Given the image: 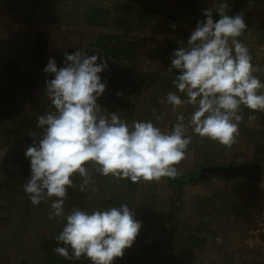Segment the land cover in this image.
Returning a JSON list of instances; mask_svg holds the SVG:
<instances>
[{
  "label": "rangeland",
  "instance_id": "374dc122",
  "mask_svg": "<svg viewBox=\"0 0 264 264\" xmlns=\"http://www.w3.org/2000/svg\"><path fill=\"white\" fill-rule=\"evenodd\" d=\"M122 1L129 4L123 24L88 25L85 14L91 4L114 12ZM235 1L227 0L228 13ZM209 7H215V0H0V71L8 61H17L22 71L32 72L34 77L29 89L17 90L12 102L16 114L0 122V264H44L49 250L45 242L54 239L62 227L60 218L48 217L50 202L33 206L23 191L30 176L24 151L37 139L31 134H42L36 121L28 123L26 118L36 120L37 115L52 110L45 81L53 77L43 71L49 57H55L59 67L65 52H100L108 68L101 73L107 89L98 102L129 123L151 119L162 129L171 130L170 121L176 113L170 105L159 102L174 91L173 74L167 71L170 57L187 44L197 21L203 19L202 10ZM241 13L248 28L240 39L261 70L255 74L264 81V0H241L237 14ZM34 30L44 32L49 48L32 64ZM99 34L137 38L140 53L127 60L106 57L92 45ZM145 83L151 86L147 88ZM249 111L244 109L240 134L231 149L193 136L186 158L178 165V178L184 174L190 177L181 185L182 191L167 178L129 185L128 181L97 176L95 193L68 189L66 211L131 204L135 218L146 222L147 231L141 236L140 229L133 245L115 264H223L230 254L242 255L241 249L248 250L252 264H263L264 113H255L257 119L249 124ZM157 116L161 119L156 120ZM256 161L262 164L258 182L212 175L205 180L197 178L201 168L214 164ZM243 214L248 215V221L255 220L254 227L251 223L242 225ZM232 221L241 228L229 226ZM190 233L203 237L202 245L188 242ZM66 264L91 262L81 258Z\"/></svg>",
  "mask_w": 264,
  "mask_h": 264
},
{
  "label": "clouds",
  "instance_id": "9594fccd",
  "mask_svg": "<svg viewBox=\"0 0 264 264\" xmlns=\"http://www.w3.org/2000/svg\"><path fill=\"white\" fill-rule=\"evenodd\" d=\"M227 8V0H215V7L203 9L187 44L170 57L174 91L159 102L176 113L171 130L151 119L129 123L98 102L107 89L101 73L108 68L100 52H65L59 67L49 57L43 71L53 77L45 81L52 110L36 117L42 134H31L37 139L24 151L30 176L23 191L33 206L50 202L49 219L60 218L52 250L58 256L115 264L142 227L125 202L66 211L68 189L95 193L97 176L132 183L175 179L194 135L231 149L244 109L250 110L249 124L255 113H264V81L255 74L261 70L240 39L248 25L242 13L229 15Z\"/></svg>",
  "mask_w": 264,
  "mask_h": 264
},
{
  "label": "trees",
  "instance_id": "16d2710c",
  "mask_svg": "<svg viewBox=\"0 0 264 264\" xmlns=\"http://www.w3.org/2000/svg\"><path fill=\"white\" fill-rule=\"evenodd\" d=\"M128 3L126 1H122L118 3L115 8L114 12L108 8L102 7L97 4H91L86 11V18L87 23L89 26H109L111 23L114 24H123L126 20V12L128 9ZM241 5V0H236L234 3V7L232 8L231 12L228 13L229 15H235L239 13ZM214 18L218 19V16H214ZM172 20V19H171ZM32 45V60L31 63L35 64V60L38 57H42L43 54L49 48V40L46 38L44 32L41 30H34L33 31V38L31 40ZM93 46H96L101 53L108 57L111 56L118 60H127L133 59L138 56L140 53V45L138 39H122L121 36L116 34H99L96 38V41L92 43ZM0 122H4L9 116H13L16 114V108L12 105V102L16 100L17 90L19 87L29 89L33 84V73L29 71H22L17 61H8L0 71ZM153 79V78H151ZM145 86L149 88L151 83H145ZM133 113L130 115V119L132 118ZM36 120L33 118H26V122L32 123ZM175 123V119L170 121V129L172 128L173 124ZM25 164V162L23 163ZM21 166H23L21 164ZM202 169V168H201ZM185 175V174H184ZM181 176L180 178H167L171 184L175 185L176 189L182 191L181 185L186 183L187 180L190 178L188 176ZM212 176H219L220 175H212ZM223 178V177H222ZM233 178H242V177H232ZM203 180L206 178H201ZM228 179V178H223ZM246 180H250L251 182H258L257 180L249 179V178H242ZM129 185H134L136 183H132L128 181ZM174 187V186H173ZM28 208V207H27ZM248 215L243 214L240 219H242V225H249L251 223V227L255 226V220L252 222L248 221ZM140 221L143 220L139 219ZM146 222L143 220L142 222V234L141 236L146 234L145 228ZM236 227L239 229L241 228L237 222H230L229 226ZM244 232V230H243ZM188 242L196 243L198 245H202L204 242L203 237H196L195 233H190L187 237ZM55 239L48 238L45 242L46 247L49 250L46 252L44 256V264H66L68 260L58 256V254L54 253L52 250L54 248ZM243 250L242 255L239 257L235 254H230L223 264H252L253 260L248 256V250ZM264 264V263H263Z\"/></svg>",
  "mask_w": 264,
  "mask_h": 264
},
{
  "label": "water",
  "instance_id": "95a60500",
  "mask_svg": "<svg viewBox=\"0 0 264 264\" xmlns=\"http://www.w3.org/2000/svg\"><path fill=\"white\" fill-rule=\"evenodd\" d=\"M211 175H220L228 179L242 177L260 181L262 179V164L258 161L252 164H214L202 168L197 178H206Z\"/></svg>",
  "mask_w": 264,
  "mask_h": 264
},
{
  "label": "crops",
  "instance_id": "0c3cea01",
  "mask_svg": "<svg viewBox=\"0 0 264 264\" xmlns=\"http://www.w3.org/2000/svg\"><path fill=\"white\" fill-rule=\"evenodd\" d=\"M92 27H95V26H92Z\"/></svg>",
  "mask_w": 264,
  "mask_h": 264
}]
</instances>
